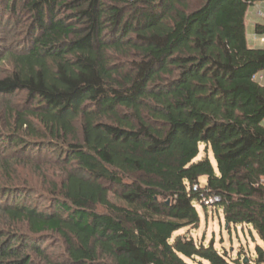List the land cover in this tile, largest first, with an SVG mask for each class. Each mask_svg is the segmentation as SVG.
Instances as JSON below:
<instances>
[{
	"label": "trees",
	"instance_id": "obj_1",
	"mask_svg": "<svg viewBox=\"0 0 264 264\" xmlns=\"http://www.w3.org/2000/svg\"><path fill=\"white\" fill-rule=\"evenodd\" d=\"M260 2L0 0L27 22L0 78L26 105L0 127V264H264L189 235L214 195L264 244Z\"/></svg>",
	"mask_w": 264,
	"mask_h": 264
},
{
	"label": "rangeland",
	"instance_id": "obj_2",
	"mask_svg": "<svg viewBox=\"0 0 264 264\" xmlns=\"http://www.w3.org/2000/svg\"><path fill=\"white\" fill-rule=\"evenodd\" d=\"M257 8L264 10V2L256 3L250 6L246 12V32L247 36L251 38L254 34L253 26L255 23L264 26V20L256 15ZM2 19L0 21V78L6 75L7 70L10 68V63L5 60V53L7 51L19 49V46L23 43L25 39L27 22L25 19H14L9 21L7 13H2ZM20 18V17H19ZM264 44V37H260L257 42H252L249 40L248 47L260 48ZM253 45V46H252ZM259 76L264 77V72L258 73ZM25 96L23 94H15L8 99L0 98V127L6 128L4 123V112L8 108L12 107V110L16 107H22L26 105ZM11 104V105H10ZM28 105V104H27ZM21 109V108H20ZM264 126V119L261 122ZM6 132V131H5ZM5 149L0 145V153ZM205 154L200 153L199 157H203ZM208 157L211 164H214L211 151L208 152ZM42 159H46V154L41 156ZM50 158V157H49ZM25 175V173L23 174ZM200 185L204 186L206 181L205 178H200ZM36 203V202H35ZM45 204V203H44ZM45 206V205H44ZM44 206H41L43 209ZM197 213L200 216V224L197 229H192L189 232L191 238L194 239L196 243H202L207 246L210 241L213 242V246L220 251L225 252L232 259H243L246 261L252 259L254 256L255 248L260 245L264 248V244L257 238L256 234L250 229V227H229L226 229L224 226L223 214L217 208H201L195 204ZM186 229L176 232V234L186 233Z\"/></svg>",
	"mask_w": 264,
	"mask_h": 264
},
{
	"label": "built area",
	"instance_id": "obj_3",
	"mask_svg": "<svg viewBox=\"0 0 264 264\" xmlns=\"http://www.w3.org/2000/svg\"><path fill=\"white\" fill-rule=\"evenodd\" d=\"M256 15L264 20V10L261 8H257ZM252 80L259 81L261 84L264 85V77L259 76L258 74L253 75ZM262 179V184L264 185V175L261 177ZM193 190H198V186H194ZM200 198L196 201V205L201 207V208H214V206L220 201V198L214 195H205L201 194L199 196Z\"/></svg>",
	"mask_w": 264,
	"mask_h": 264
},
{
	"label": "crops",
	"instance_id": "obj_4",
	"mask_svg": "<svg viewBox=\"0 0 264 264\" xmlns=\"http://www.w3.org/2000/svg\"><path fill=\"white\" fill-rule=\"evenodd\" d=\"M254 27V26H253ZM245 32H246V21H245ZM254 32V31H253ZM262 36L257 35L255 32L253 34V36L251 38H249L247 36V32H246V41H247V46H248V42L249 40H251L252 42H257L259 40V38ZM253 46V45H252ZM200 180V179H199Z\"/></svg>",
	"mask_w": 264,
	"mask_h": 264
},
{
	"label": "water",
	"instance_id": "obj_5",
	"mask_svg": "<svg viewBox=\"0 0 264 264\" xmlns=\"http://www.w3.org/2000/svg\"><path fill=\"white\" fill-rule=\"evenodd\" d=\"M226 225H227V223L226 222H224V226L226 227ZM243 262L245 263L246 262V260L245 259H243Z\"/></svg>",
	"mask_w": 264,
	"mask_h": 264
}]
</instances>
